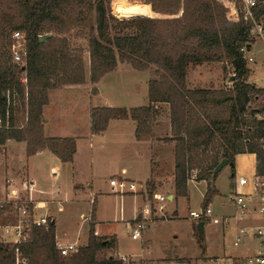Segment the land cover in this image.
Returning <instances> with one entry per match:
<instances>
[{
	"label": "trees",
	"instance_id": "16d2710c",
	"mask_svg": "<svg viewBox=\"0 0 264 264\" xmlns=\"http://www.w3.org/2000/svg\"><path fill=\"white\" fill-rule=\"evenodd\" d=\"M145 1L151 10L146 3L137 5L142 0H129L132 6L124 9L125 18H119L138 24L113 26L108 0H0V148L9 140L25 142L28 157L46 150L63 164L73 161L75 138H45L41 116L49 90L86 84L84 51L67 37L75 32L76 39L87 41L88 79L93 85L118 64L139 72L155 68L154 79L147 82L149 104L133 109L91 107V133L101 134L110 120L130 119L136 123V140L150 141L155 117L162 105H168L170 137L160 140L174 142L175 196L186 197L192 181L204 182V210L218 194L212 172L221 160L233 164L236 155L254 153L256 173H264V119L258 122L253 116L264 110V102L253 107L264 88L247 81L250 70L241 51L252 44L253 22L264 19V2L255 9L253 21H245L240 13L236 25L227 20L228 11L218 0ZM151 11L167 18H152ZM12 32L24 36L23 65L11 61ZM224 60L233 67L231 89H188L190 66ZM91 93L97 95V90ZM20 113L26 115L24 126ZM54 225L49 218L20 243L26 264H122L106 254H116L115 237L95 236L91 223L87 245L60 256ZM0 264H15L8 246L0 245Z\"/></svg>",
	"mask_w": 264,
	"mask_h": 264
},
{
	"label": "rangeland",
	"instance_id": "374dc122",
	"mask_svg": "<svg viewBox=\"0 0 264 264\" xmlns=\"http://www.w3.org/2000/svg\"><path fill=\"white\" fill-rule=\"evenodd\" d=\"M142 1L144 3H138L137 5L147 4L151 10L150 4H148L145 0ZM233 2L235 3V6L239 8L238 1L234 0ZM107 4L109 14H111V24L113 26L138 24H131L125 20L119 19L125 18L123 11L126 7L131 5L129 0H108ZM153 13L154 16H152V18H167V16H163L155 12ZM231 13L232 11L230 14ZM74 35L75 32H72L67 37L71 39L72 46L79 47L84 51L83 63L87 74L86 85L89 86L74 87V89H68L66 92L63 91L53 93L51 95V105L46 111V117L52 118L50 119V128H53L57 134L63 135L64 137L71 133L70 129L73 126H78L80 129H86L88 114L86 109L89 107L88 97L90 102L91 100H97L99 99L97 97H99V93L101 91L102 96H100L99 100L102 98V100L125 103L126 105H140L143 102L141 100V95L147 89V82L150 79H154L155 77V68L149 71L139 72L133 70L126 64H118V67L115 71L105 76L102 82L100 81L101 87H99L98 83L96 85L89 83V53L87 41L86 39H76ZM252 45V50L248 54L250 57H252V62L247 64V68L250 70V76H252V79L250 80L249 76L247 81H251L249 83L259 87V84L254 82L258 83L259 80L264 78V62H262L264 61V45L259 39L253 40ZM187 74L188 82L190 86L194 87V89H208L216 92H226L231 89L233 85L232 81H230V77L233 76V67L225 60L221 63H206L198 67L190 66L189 72ZM94 88L97 90V95H92L91 93V90ZM61 89L64 90V87ZM260 102H263L262 99H260L258 103L253 104V107L255 109L258 108ZM92 105L93 103L91 102V107H93ZM18 116L21 120V126H24L26 124L25 113H20ZM164 123L165 121H163V124ZM3 150H5V148L1 147L0 188L4 181L2 167L4 165L5 159L1 157ZM76 155L74 169L73 167H65L62 171L64 178L60 179L62 186L61 189L63 191V195L65 193V195L68 197L69 203L65 205L66 213L61 214V212H59L60 216H57V220L59 221L58 226L60 227L61 231H64L68 235V238H74V236L77 234L78 243L83 244L86 240L88 225L86 221H83L81 214L86 216L92 211L93 208L89 203V190L87 189L86 182L89 179V183L93 184L94 191H101V188L105 190V187L108 185L109 175L115 173L114 171H116H111L109 169V166L115 157H107L106 163H99L100 165L97 166V169L91 170V155L88 140L77 145ZM9 157L10 161H13L14 163V168H21V166H24L23 160L25 157L22 155V152L17 156L11 155ZM96 161L98 162L97 159ZM251 162L252 159L249 156L236 158L234 161L235 173L237 175L242 173L244 174V172H246L244 167L248 169L251 165ZM167 167L166 161V171H168ZM39 174H41L43 183L47 184L48 182L47 187H54V185L50 186V181L53 177V174L50 173L48 167L46 171L41 169ZM169 174H171V172ZM231 174L232 170L229 164L215 177L213 185L217 189L218 194L216 195L217 197L212 198L210 204L213 210V215L217 217L230 216L231 220L229 221V224L234 226L235 222L236 225L238 223V221L233 220L236 209L229 203L227 196L230 191L229 184L231 182ZM19 175L24 176L25 174L20 172ZM73 180L74 184H72ZM74 185L77 187H73ZM205 188L206 187L203 183L198 185L191 183V185L188 187V198H184L182 200L178 199L177 202L174 201L172 203H165V211H168L169 213L170 210H172L171 212H175V210H177L178 215L172 221H165L161 222L159 225L151 226L150 229H148V239H145L143 236H141L140 239L132 241L130 239L129 229H126L124 224L119 222L110 224L112 225L110 226V229L105 227V231L115 232L116 239L119 242V252L121 255H136L139 259H145L148 264H199L200 260L202 259L201 257L199 258V256L201 252H203V249H205L206 254H215L222 246L231 247L233 241L232 235L230 233L227 236L225 235V237L222 235L224 230H227L228 228L225 224L222 227V225H217L213 222L204 223V236L202 239H200V235L197 233L198 231L196 228L200 222L193 218L191 219L189 217V212L192 210L199 211L201 208L200 204L203 200ZM50 189H45V191L50 193ZM145 189L146 193L151 191L150 188L146 186V184ZM106 190L108 191V189ZM173 191L174 188H172L171 181L165 180L162 182L157 193L167 196ZM1 192L0 225L13 224L17 218L18 211L14 209V201L9 202L7 200L8 198H5V192H7V190H5V192ZM19 192V199H17L19 201L18 203L28 204L29 194L27 191L20 189ZM34 194L36 197L41 196L37 193ZM98 195L102 194L99 193ZM98 197L99 196H96L97 200ZM150 197L151 196H148V199H150ZM113 199V197L107 193H104V195L101 196L98 205L103 209H112V205L114 203ZM73 200L78 202V204H75ZM157 219L168 220L170 218H168V215L165 212L163 216L158 217ZM238 224L242 225V223ZM141 248L143 250H141ZM230 250L234 251L233 249ZM106 254H111L115 258H118L114 252ZM123 256L119 255V257ZM176 257L180 259H177Z\"/></svg>",
	"mask_w": 264,
	"mask_h": 264
},
{
	"label": "crops",
	"instance_id": "0c3cea01",
	"mask_svg": "<svg viewBox=\"0 0 264 264\" xmlns=\"http://www.w3.org/2000/svg\"><path fill=\"white\" fill-rule=\"evenodd\" d=\"M253 47V45L251 44ZM251 47V50H252ZM198 67V66H197ZM201 68V67H199ZM189 70L187 71V73ZM107 76V75H106ZM188 74L186 75L187 87L188 89H194L193 86H190L188 82ZM105 78V76L103 77ZM101 79V82L104 79ZM252 79V76L249 78ZM101 82L98 83L99 87H101ZM251 82V81H248ZM254 82V81H253ZM256 84H259V87H262L264 85V82H261L260 80L257 82H254ZM148 84V83H147ZM89 85L84 84V86H66L64 87V90L58 89V90H49L48 92V105L44 106L42 108V121H43V136L45 138H75L76 140V152L74 154L73 161L68 164H63L60 162V160L49 153L48 151H41L33 154V156L28 157L25 154L26 151V143L25 142H18V141H12L9 140L6 142L5 150H3V154L1 155L2 158H4V165L2 167V175H4V181L7 177L14 181H19L21 177L19 173L22 172V174H25V177H29L33 182V189L34 193L40 194L41 196L36 197L34 193H32L31 198L32 200L38 205H43L44 208H37V213L39 215H45L50 219H54L55 221V243L56 245H70V244H76L77 246H86L87 245V238H88V231L90 228V223L94 225L95 230V236L105 238V237H115V232H107L105 231V227L110 229V224L112 223H121L124 224L126 229H129L128 223L133 222L136 218L139 217L140 211L145 207L147 204L148 196H151L153 194H157V191L159 187L161 186L162 182L165 180H169L172 183V188H174V142L173 143H164L160 139H163L165 137H170V118H169V109L168 105H162L163 112L155 117V121L152 124V140L150 141H137L136 137L134 136L135 130H136V123L130 119L127 120H110L106 129L101 134H92L91 129V120L89 117V112L91 108V102L93 103V107H111V108H119V107H125L127 109H133L137 108L139 106H147L149 104L148 101V85L147 89L143 92L141 95V100L143 101L142 104L137 105H126L125 103H118L115 101H107V100H99L100 96H102V93L100 91L99 93V99L97 100H89V107L86 109L87 114V124L86 129H80L78 126H73L70 131L71 133L67 136L59 135L56 133V131L53 128H50V119L51 117H46V111L49 109L51 105V95L53 93L58 92H66L68 89H74V87H88ZM66 89V90H65ZM89 91V89H88ZM87 91V92H88ZM145 103V104H143ZM163 121L165 123L163 124ZM86 130V131H85ZM86 140L89 141V147H90V155H91V170L97 169V166L100 165L99 163H106L107 157H115L112 161V163L109 166V169L116 170L115 173H112L109 175L108 179V185L105 187V190L101 188V191H94L93 190V184L89 183V179L86 182L87 189L89 190V203L92 205V211L88 213L86 216L81 214V217L83 221H86L88 227H87V235L86 240L83 244L78 243V235L76 234L74 238H68V235L61 231L59 225V221L57 220V216H60L59 209L63 208V212L61 214L66 213L65 205L69 203L68 197L63 195L62 186H61V178H64V174L62 171L64 168L73 167L74 169V163L76 160V154H77V145L81 142H85ZM22 152V155L25 157L23 160L24 166H21V168H14L13 161H10L9 156H17L19 153ZM171 154V155H170ZM167 155V158H166ZM243 156H249L252 159L251 165H250V171L249 168H245L246 172L244 174H236L235 173V163H233L232 174H231V182L229 184L230 191L235 187L234 186V177H244V176H250L253 175L255 172V163H256V156L253 153H243L240 155H236V158H240ZM98 160V162L96 161ZM166 159V160H165ZM167 161V169L165 170V163ZM235 161V160H234ZM7 163L9 164L7 166ZM47 167L49 168L50 173L53 174V177L51 178V185H54V187H47V184L43 183L41 179L40 170L44 169L46 171ZM37 168V169H36ZM243 169V171H244ZM171 172V174H169ZM125 179L129 182L133 183H141L144 186L145 184L150 188L151 191L146 193H139L137 195L130 194V193H124L122 195L117 194L114 192L113 189H111L109 185L110 179ZM3 181V184L0 188V192H5V182ZM194 185H198L203 183L206 187L204 182H191ZM191 183H188L187 187L191 185ZM72 184H74V180L72 181ZM77 187V186H73ZM51 188V189H50ZM207 188V187H206ZM206 188L204 191V195L206 193ZM45 189H50V193L46 192ZM108 189V191L106 190ZM243 192L248 190V187H244L241 189ZM1 192V193H2ZM104 193H107L114 199V203L112 205V209H103L102 207H99L98 203L100 201V198ZM6 194V192H5ZM203 195V197H204ZM98 197V200L96 198ZM189 195L186 197H176L175 196V188L174 191L169 193L167 195L168 203H172L174 201L177 202L178 199H184L188 198ZM217 197V196H215ZM94 198V199H93ZM74 201V200H73ZM74 203L78 204V202L74 201ZM211 206V204H210ZM212 209V208H211ZM167 212L168 220H161L158 221L156 225H159L161 222L165 221H172L177 217L178 212L175 210V212ZM195 211V210H192ZM190 211V212H192ZM189 212V213H190ZM213 212V210H212ZM171 213V214H170ZM122 221V222H120ZM204 229V227H203ZM105 231V232H104ZM233 229H229L228 231L223 232V237L225 235L227 236L229 233L232 235ZM148 231L143 233V236L145 239H148ZM198 233V232H197ZM204 236V233H203ZM202 236V238H203ZM233 237V236H232ZM131 239V238H130ZM132 240V239H131ZM135 241V240H132ZM117 252L116 255L120 256H127L129 259H131V262L129 264H148L145 259H139L136 255L131 254H123L121 255L119 252V242L117 241ZM224 246L220 248V250L215 254H206L205 249H203V252H201L199 258H205V257H211L216 255H221L223 253ZM141 250H143L141 248ZM177 258V257H176ZM180 259V258H177Z\"/></svg>",
	"mask_w": 264,
	"mask_h": 264
},
{
	"label": "built area",
	"instance_id": "2783aa9c",
	"mask_svg": "<svg viewBox=\"0 0 264 264\" xmlns=\"http://www.w3.org/2000/svg\"><path fill=\"white\" fill-rule=\"evenodd\" d=\"M237 1L239 3L238 10L233 1L218 0V2L223 4L228 11L226 14L227 20L236 25L240 22V13H242L245 21H253V16L256 11L255 9L264 2V0ZM231 11L236 15V19L228 18ZM252 28L251 40L259 39L264 45V19L258 22H253ZM12 41V45L9 49L11 61L17 65H23V59L26 55L24 51L25 41L23 34L12 32ZM249 46H251V44H249ZM241 51L244 54L243 57L246 60V63L248 64L252 62V57L248 55L251 48L248 50L247 47H244ZM260 81L264 82V78ZM262 88H264V85ZM262 101L264 102V95L262 96ZM253 116L256 121L260 122L264 119V110ZM1 124L0 117V127ZM8 165L9 164L7 163V166ZM4 182L5 190H7L5 198H8L7 200L9 202L14 201V209L18 211V214L13 224L0 225V245L8 246L14 251L15 264H26V259L22 256L19 250V245L29 238L32 228L35 226H45L49 218L45 215H39L36 211L37 208H44V206L38 205V203L41 202L36 203L35 200H32L31 195L34 193V184L29 177L23 176L17 182L7 177ZM109 185L115 193L120 195L124 193L137 195L145 191L144 186L141 183H133L125 179H110ZM234 186L235 187L227 194V196L229 203L236 209L233 220L242 223V225L238 223L236 225V222V226L230 225V216L217 217L213 215L211 206H207L204 210L200 208L199 211H192L189 213L191 219L193 218L198 221L204 219L206 222H213L217 225H222V227L225 224L228 228L224 231H228L229 229L234 230L232 233L233 241L231 247H224L221 255L202 258L199 264H264V173L259 175L256 173L255 169L253 175L244 177L235 176ZM244 187H248V190L243 192L241 189ZM20 189L27 191L29 194L28 204L18 203L19 201L17 199H19ZM167 202V196L160 193L153 194L150 199L147 200V204L140 211L139 217L133 222L128 223L130 238L132 240L140 239L144 231L150 229L151 226L156 225L158 221H161L157 218L163 216L166 212L165 203ZM59 211L63 212V208H60ZM77 248L78 246L76 244L57 245V250L62 257L70 256V254L75 252ZM230 249H233L234 251H231ZM117 259H120L122 264H129L131 262V259L127 256H118Z\"/></svg>",
	"mask_w": 264,
	"mask_h": 264
},
{
	"label": "water",
	"instance_id": "95a60500",
	"mask_svg": "<svg viewBox=\"0 0 264 264\" xmlns=\"http://www.w3.org/2000/svg\"><path fill=\"white\" fill-rule=\"evenodd\" d=\"M228 18H233V19H236V15L234 13L228 15ZM46 39V37H40V41H44ZM251 48V46L247 45V49L249 50ZM234 78V76H231L230 77V81H232ZM230 163H228V160L227 159H223L221 160L217 165L216 167L214 168L213 172H212V178H215L218 173H220L227 165H229ZM230 168H233V164H230ZM204 223L203 222H200L198 225H197V231H198V234L200 235V239H202V236H203V233H204Z\"/></svg>",
	"mask_w": 264,
	"mask_h": 264
}]
</instances>
